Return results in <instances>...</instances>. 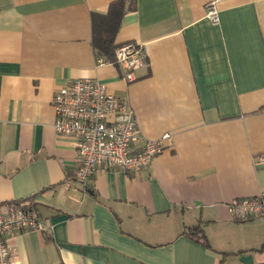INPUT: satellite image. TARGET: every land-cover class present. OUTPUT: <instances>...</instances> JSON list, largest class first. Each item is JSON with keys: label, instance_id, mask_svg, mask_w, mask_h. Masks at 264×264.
Returning a JSON list of instances; mask_svg holds the SVG:
<instances>
[{"label": "crops", "instance_id": "0c3cea01", "mask_svg": "<svg viewBox=\"0 0 264 264\" xmlns=\"http://www.w3.org/2000/svg\"><path fill=\"white\" fill-rule=\"evenodd\" d=\"M118 0H0V206L30 199L47 232L13 240L18 264H264V219L228 205L264 191V0H136L116 44L147 64L127 83L98 65L92 15ZM94 79L128 101L136 149L171 140L137 174L74 178L75 139L54 130L55 92ZM200 225L208 246L185 234Z\"/></svg>", "mask_w": 264, "mask_h": 264}, {"label": "built area", "instance_id": "2783aa9c", "mask_svg": "<svg viewBox=\"0 0 264 264\" xmlns=\"http://www.w3.org/2000/svg\"><path fill=\"white\" fill-rule=\"evenodd\" d=\"M227 0H211L206 5V19L221 23L219 5ZM115 62L125 73L127 83L137 80V71L147 64L142 45L128 42L115 51ZM109 62L98 59V65ZM56 115L54 130L60 136L75 139L78 163L75 180L87 186L90 179L106 171L137 174L150 167L155 157L171 140L164 134L156 141H145L138 149L137 123L126 99L112 94L107 84L94 79H76L59 88L53 96ZM264 163V155L259 159ZM236 221L264 219V191L254 197L238 199L228 205ZM47 232L38 210L26 203L0 206V264H18L13 240L27 231Z\"/></svg>", "mask_w": 264, "mask_h": 264}, {"label": "trees", "instance_id": "16d2710c", "mask_svg": "<svg viewBox=\"0 0 264 264\" xmlns=\"http://www.w3.org/2000/svg\"><path fill=\"white\" fill-rule=\"evenodd\" d=\"M135 9L136 0H118L110 5L106 14L92 15V44L98 59L102 58L109 63L115 62V51L119 46L116 44V36L121 22L126 14ZM16 202L35 207L30 199ZM185 234L198 243L209 245L200 225L186 229ZM260 251L264 252V245Z\"/></svg>", "mask_w": 264, "mask_h": 264}, {"label": "water", "instance_id": "95a60500", "mask_svg": "<svg viewBox=\"0 0 264 264\" xmlns=\"http://www.w3.org/2000/svg\"><path fill=\"white\" fill-rule=\"evenodd\" d=\"M240 260L244 264H253V257H252V255L243 256V257H241Z\"/></svg>", "mask_w": 264, "mask_h": 264}]
</instances>
